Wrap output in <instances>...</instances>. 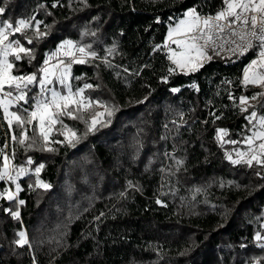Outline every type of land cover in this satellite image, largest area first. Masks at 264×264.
<instances>
[{"label": "trees", "instance_id": "trees-1", "mask_svg": "<svg viewBox=\"0 0 264 264\" xmlns=\"http://www.w3.org/2000/svg\"><path fill=\"white\" fill-rule=\"evenodd\" d=\"M222 2L0 0L5 8L0 21L35 17L42 22L40 32L47 33L36 38L29 29L32 44L20 34L10 37L36 57L31 63L17 61L14 74L36 72L65 40L91 46L98 58L72 64L69 82L74 92L91 84L84 93L99 101L82 119L62 117L79 139L74 146L49 143L51 152L42 150L43 141L33 148L14 143L11 135L19 136L20 129L13 125L10 131L0 112V148L9 157L15 152L13 165L29 168L19 177L16 199L0 196V264H253L264 258L254 241L257 232L264 235V167L226 158L244 148L255 123H249L250 113L264 115V97L247 112L239 102L241 96L264 92L241 83L257 50L237 58L207 50L211 59L185 74L165 47L169 27L189 10L216 15ZM37 92L31 86L29 96ZM102 105L113 115L103 116L105 126L85 135ZM218 129L227 131L225 141L238 143L222 144ZM62 131L57 124L51 140L63 141ZM40 164V179L52 186L47 191L35 187L34 169ZM7 186L0 181V193ZM6 209L19 211V219ZM244 225L251 226L253 237L233 243ZM20 231L30 246L14 243Z\"/></svg>", "mask_w": 264, "mask_h": 264}, {"label": "snow or ice", "instance_id": "snow-or-ice-1", "mask_svg": "<svg viewBox=\"0 0 264 264\" xmlns=\"http://www.w3.org/2000/svg\"><path fill=\"white\" fill-rule=\"evenodd\" d=\"M53 7H56V4H53ZM4 12L5 8L0 7V14ZM185 16L186 18L180 20L177 26L170 29L168 33L169 39L172 38L174 33L186 36L184 40H173V43L181 49L180 51L169 47L168 59L176 68L198 71L203 66L200 61L202 57L206 56V46L209 43L215 45L216 38H220L221 34H224L227 29V36L235 37L239 40V43H237L236 39L225 41L235 45L231 49L234 53L238 51L240 55H243L253 47V40L259 42V47L261 48L259 59L253 60L245 68L243 84L245 87L256 85L264 88V0H223L222 7L215 16H208L202 19L195 9L189 10ZM258 22L261 25L259 28H257ZM41 23V21H35V17L19 19L15 23L0 21V110H2L3 118L7 122L10 131L13 129V125L20 129L19 136L15 132L11 135V140L14 143L24 146L28 142L27 148H33L38 141H43L44 147L42 150L51 152L55 151V149L48 147L49 143L62 144L67 142L70 146H74V141L79 139L77 133L64 124L62 117L66 116L74 120L82 119L84 111L93 105L99 104V101H92L83 95L85 89L93 87L91 84H85L83 88L73 92L69 82L72 64H84L88 62L86 58L95 59L98 57L95 51L90 50L91 46L86 48L75 44L71 40H65L57 47L55 52L46 54L43 63L36 72L14 74L17 61L27 58L28 62L31 63L36 57L34 51L25 47L20 39H10V37L20 34L26 39L27 44H32L33 39L26 35L29 29L34 30L36 38L47 35L46 32H40ZM200 41H203V46L200 45ZM165 47H168V45L165 44ZM219 47H223V45L221 44ZM108 51L111 54L113 50L109 49ZM77 54H79L78 57ZM61 56L70 58L71 62L66 63L65 59L60 58ZM207 58L211 59L210 56ZM54 59L56 63H50ZM105 62L107 63V60ZM169 72H175V68H169ZM57 83L66 88L67 91L57 90L54 86ZM31 86H37L38 92L30 97ZM172 91L177 92L179 89L174 88ZM258 97H264V92L254 94L251 97L241 96L239 99L242 106L240 110L247 112L248 108L243 106L248 104L249 99L255 100ZM24 104L29 105V107H23ZM102 106L104 107V112H97L95 116L91 117L90 123L86 121L88 127L85 135L97 131V125L105 126L106 122L98 120L96 117L105 115L111 117L113 115L112 109H109L107 105ZM13 107L17 110L12 111ZM247 119L250 124H252V121H256L255 124H252L251 135L246 136L243 141L247 145V150H237L235 159H233L231 153H227L226 158L235 165L246 164L251 168L255 162L256 165L264 167V115H260L257 119V112L252 111ZM57 124L64 129L61 132V135L64 136L63 141L51 140L53 128ZM28 126H32V137L28 136ZM227 135L228 133L225 129L217 130V139L222 144L238 143L234 140L225 141L224 137ZM14 158V151L12 156L9 157L4 152V149L0 148V161H2L0 163V181L7 180L15 183L19 177L29 173V168L13 165L11 161ZM182 163V161H177V164ZM27 164H33V160L28 158ZM43 168L44 164H40L34 169L36 177L35 187L47 191L52 186L40 179V173ZM257 175H260V173L258 172ZM29 187H32V185ZM21 190L20 184L16 183V194ZM16 194L6 191L5 193H0V196H6L7 199L14 200L16 199ZM24 203V200H19L20 205ZM157 203H160V201L157 200ZM6 211L13 218L19 219V211H12L11 209H6ZM17 235L18 239L14 242L17 246H30L26 232L20 231ZM254 241L259 248L264 250V235L257 232L254 236ZM261 260H264V258L254 260L253 264H261Z\"/></svg>", "mask_w": 264, "mask_h": 264}, {"label": "rangeland", "instance_id": "rangeland-1", "mask_svg": "<svg viewBox=\"0 0 264 264\" xmlns=\"http://www.w3.org/2000/svg\"><path fill=\"white\" fill-rule=\"evenodd\" d=\"M186 18V17H185ZM185 18H181V19H179V20H177L174 24H172L170 27H169V30L170 29H173V28H175L176 26H177V24L179 23V21L180 20H182V19H185ZM169 30H168V33H169ZM184 39H186V36L185 35H177V34H173V36H172V38L171 39H169V36L167 35V45H168V47H166V49H167V51L169 52V47L170 48H172L173 50H176V51H180L181 49L180 48H178L177 47V45L175 44V43H173V40H184ZM63 43V42H62ZM201 46H203V45H201ZM56 51V50H55ZM54 51V52H55ZM205 51H206V56L205 57H202L201 58V63L204 65L209 59L207 58L208 56H210L211 57V55L209 54V52L207 51V49L205 48ZM79 56V54H77V57ZM61 59H65V62L66 63H70L71 62V59L70 58H64L63 56H61L60 57ZM88 58H90V57H88ZM259 59V52H258V55H257V57L256 58H254L253 60H258ZM252 60V61H253ZM251 61V62H252ZM250 62V63H251ZM50 63H56V60L54 59L53 61H51ZM249 63V64H250ZM248 64V65H249ZM247 65V66H248ZM246 66V67H247ZM201 68V67H200ZM199 68V69H200ZM177 69H179L180 71H182V72H187V73H189V72H194V71H189L188 69H184V70H181L180 68H177ZM245 70V69H244ZM243 75H244V71H243ZM241 83H243V76H242V78H241ZM56 88H57V90H60V91H62V92H66L67 91V89L66 88H63L62 86H60L58 83L57 84H55L54 85ZM251 86H256V85H251ZM231 89H232V86H231ZM74 92V91H73ZM83 95L85 96V97H87V98H89L88 96H86L85 95V93H83ZM254 103H256V99L255 100H252V99H249V101H248V104L247 105H244L243 107H250V106H252ZM12 110V109H11ZM0 112L2 113V110H0ZM97 112H104V110L103 109H100L99 111H97ZM2 116H3V114H2ZM98 120H102V118L103 117H96ZM259 117L257 116V119H258ZM254 122L256 123V121L254 120ZM254 123V124H255ZM54 129V128H53ZM252 130L253 129H251L250 130V134L249 135H251V132H252ZM53 132V131H52ZM52 135V134H51ZM237 150H239V151H246L247 150V145H245L244 144V148H237L236 150H235V152L233 153L234 154V156H233V159H235L236 158V155H235V153H236V151ZM14 175H15V173H13ZM24 176V175H23ZM7 184H8V190H7V192H11V193H13V194H16V183H19V179L15 182V183H13V182H10V181H7V180H4ZM6 197V196H5ZM7 198V197H6ZM16 198H17V194H16ZM244 235H247L249 238H252L253 237V234H252V228H251V226H248V225H244V226H241V227H239L238 228V230L235 232V234H234V236H233V238H232V242L233 243H239L240 242V239L238 238V237H240V236H244Z\"/></svg>", "mask_w": 264, "mask_h": 264}, {"label": "built area", "instance_id": "built-area-1", "mask_svg": "<svg viewBox=\"0 0 264 264\" xmlns=\"http://www.w3.org/2000/svg\"><path fill=\"white\" fill-rule=\"evenodd\" d=\"M221 9V8H220ZM202 19L205 18V17H208V16H215V15H203V14H199L197 13ZM186 16L182 17V18H185ZM181 19V18H180ZM261 25L257 24V28H259ZM227 29L225 30V33L224 34H221V37L220 38H216V44L213 45L211 43H209L207 46H206V49L208 51L211 52V54L213 56H216V57H220V56H225V57H232V58H237V57H240L242 55L239 54V52H233L231 51L232 48L235 47V45L231 44V43H226L225 41L227 40H231V39H236L237 40V43H239V40L238 38H235V37H229L227 36ZM200 45H203V41H200L199 42ZM223 45V47H219V45ZM253 49H256L257 50V53L261 51V48L259 47V42L258 41H255L253 40V47L250 48L247 52H245L243 55H245L246 53L250 52L251 50Z\"/></svg>", "mask_w": 264, "mask_h": 264}, {"label": "crops", "instance_id": "crops-1", "mask_svg": "<svg viewBox=\"0 0 264 264\" xmlns=\"http://www.w3.org/2000/svg\"><path fill=\"white\" fill-rule=\"evenodd\" d=\"M13 109V108H12ZM13 111V110H12Z\"/></svg>", "mask_w": 264, "mask_h": 264}]
</instances>
